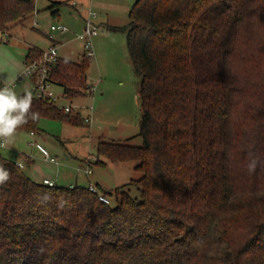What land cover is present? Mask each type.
I'll list each match as a JSON object with an SVG mask.
<instances>
[{
    "label": "trees",
    "instance_id": "obj_1",
    "mask_svg": "<svg viewBox=\"0 0 264 264\" xmlns=\"http://www.w3.org/2000/svg\"><path fill=\"white\" fill-rule=\"evenodd\" d=\"M36 3L0 0V31ZM108 29L127 31L143 145L101 138L86 162H135L142 175L113 190L95 184L105 203L90 185L37 182L0 152L11 173L0 185V264H264V100L255 98L264 82L242 66L264 32V0H136L127 26ZM42 51L31 47L25 62ZM91 60L59 58L52 79L69 100L87 96ZM33 98L39 117L17 131L39 132L43 118L84 120ZM253 157L262 163L250 173Z\"/></svg>",
    "mask_w": 264,
    "mask_h": 264
},
{
    "label": "rangeland",
    "instance_id": "obj_2",
    "mask_svg": "<svg viewBox=\"0 0 264 264\" xmlns=\"http://www.w3.org/2000/svg\"><path fill=\"white\" fill-rule=\"evenodd\" d=\"M135 2L136 0H83L82 3L77 2V8L64 6L59 15H53L48 9L50 0H37V10L31 17L13 26L8 35L0 31V83L3 87L6 79L7 85L20 94L25 89L31 91L28 87L31 82L25 81L17 86L11 83L19 74H16L17 65L26 57L30 44L48 48V37L52 36L63 42L58 44L61 57L79 61L84 54L83 41L78 39L85 26L83 16H87L89 10L95 11L98 15L96 22L101 27L99 34L93 38L96 56L91 60L88 73L89 83L98 82V92L94 97L86 96L73 101L82 105L93 104L92 121L87 123L83 120L75 126L59 119L43 118L40 121L42 130L35 137H31L30 131H16L8 146L0 148V152L8 159L22 161L27 166V174H30L31 165L28 166L23 159L26 154L35 160L39 174L52 171L53 176L58 175V185L63 186L88 185L90 181L93 184L98 181L105 190H113L142 175L134 169L135 162L109 163L106 167L92 165L94 173L87 175L85 172L88 167L86 159L97 154L96 146L101 138L135 146L143 145L139 134L142 112L139 94L141 79L130 58L127 31L106 29L108 25L125 28L129 23V11ZM53 24H64L69 31L65 34L52 31ZM262 41L264 32L262 29L257 30L255 37L246 45L244 56L247 58L242 66L248 74L264 82ZM55 89L62 91L59 85ZM259 90L264 89L260 87ZM259 96L264 100V92L256 94V100ZM61 102L67 103L65 100ZM81 113L85 117L89 111L83 109ZM260 117L264 118L262 111ZM253 118V115L248 114L247 122ZM43 136L48 141L42 144L57 159L58 165L46 161L40 153L35 155L32 139H42ZM127 189L133 197L140 198L137 186L130 185ZM111 204L114 205V201Z\"/></svg>",
    "mask_w": 264,
    "mask_h": 264
},
{
    "label": "built area",
    "instance_id": "obj_3",
    "mask_svg": "<svg viewBox=\"0 0 264 264\" xmlns=\"http://www.w3.org/2000/svg\"><path fill=\"white\" fill-rule=\"evenodd\" d=\"M97 13L95 11L89 10L87 16L85 18V26L83 32L78 35V39L83 41L84 54L87 58H94L96 56L93 38L97 36L100 32V25L96 22ZM52 31H59L61 33H66L69 31V28L64 24H53L51 26ZM50 38H53L50 36ZM59 47L57 44L51 45V47L47 50H43L41 55L38 58H35L31 61H27L24 63L22 70L19 72L15 80L11 83L13 86H17L18 84L30 81L32 85V95L43 101H48L54 104L59 110L64 113L71 112H81L83 109L89 111L87 116L84 117V121L90 123L92 121V113L94 110L93 104L91 105H82L79 103H74L73 100H69L64 92H58L55 89V86L58 85L52 79L53 70L59 61ZM98 92V82L89 83L87 88V96L94 97ZM65 100L67 103H62L61 101ZM34 134V132H32ZM38 148L42 151L46 159L51 161H56V158L51 155V153L47 150V148L41 143L36 144ZM96 155H92L88 157V161H95ZM21 168H23L22 163H18ZM88 167L85 169L87 175L92 174V169L87 162ZM44 184L53 186L55 182L49 179L43 180ZM90 190L95 193H99V197L105 203H110L109 198L105 197L98 189L95 184H90Z\"/></svg>",
    "mask_w": 264,
    "mask_h": 264
},
{
    "label": "clouds",
    "instance_id": "obj_4",
    "mask_svg": "<svg viewBox=\"0 0 264 264\" xmlns=\"http://www.w3.org/2000/svg\"><path fill=\"white\" fill-rule=\"evenodd\" d=\"M33 99L30 90L25 89L23 94H18L7 85L5 79L4 86L0 87V148L7 147L17 129L27 124L29 119H38L39 113L32 110ZM261 163L259 157H253L247 164V170L253 173ZM10 178L11 173L0 164V185L7 183Z\"/></svg>",
    "mask_w": 264,
    "mask_h": 264
},
{
    "label": "crops",
    "instance_id": "obj_5",
    "mask_svg": "<svg viewBox=\"0 0 264 264\" xmlns=\"http://www.w3.org/2000/svg\"><path fill=\"white\" fill-rule=\"evenodd\" d=\"M51 2L52 1H64V0H50ZM70 1V6H72V7H76L77 8V6H78V3L80 2V3H82L83 2V0H69ZM78 2V3H77ZM130 12V11H129ZM85 18H86V16L84 15L83 16V20H84V22H85ZM109 26L110 25H108L107 27H106V29L107 30H109L108 28H109ZM10 32V30L8 31V32H6V33H4V34H7L8 35V33ZM62 34H65V33H62ZM63 39H65V37L63 36ZM48 40H49V45H48V48H43V47H40V46H37V45H34V44H30L29 46H28V50L31 48V47H33V48H37V49H40V50H47V49H49L50 47H51V45H54V44H63V42L62 41H60V40H57V39H55V38H50V36L48 37ZM71 53L72 54H75V51L74 50H71ZM84 53V52H83ZM61 57V56H60ZM80 58H82V56L80 57ZM25 59H26V57L24 58V60L21 62V63H19L18 65H17V70H16V74L17 73H19L21 70H22V68H23V65H24V63H25ZM17 76V75H16ZM28 87L29 88H32V85H31V83H29V85H28ZM31 91H32V89H31ZM62 91H63V88H62ZM61 91V92H62ZM20 94H23V92L22 93H20ZM30 135H31V137H35L36 135H37V132H34V134H32V132L30 133ZM46 142V141H48V138L46 137V136H43L42 137V139H32V143H33V145H35V149H34V153H35V155H37V153H40L43 157H44V159L46 160V161H50L51 163H53V164H59L58 163V161H57V159H56V161H51V160H49V159H46L45 158V156H44V154L42 153V151L38 148V146L36 145L37 143H41L42 144V142ZM43 145V144H42ZM52 155V154H51ZM24 161H25V163L29 166V165H31V168H30V174H28L33 180H35V181H37V182H43V180L44 179H49V180H52V181H54L55 182V184L56 185H58V183H57V181L59 180V178H58V175L57 174H55L54 176L52 175V171H51V173L50 172H44L43 174H39L38 173V167H36V163H35V160L32 158V156L31 155H25L24 156ZM88 159V158H87ZM86 159V160H87ZM16 163H22V161H15ZM23 164V170L25 171V173H26V168H27V166L26 165H24V163H22ZM94 173V172H93ZM92 173V174H93ZM27 174V173H26ZM98 183L102 186V187H104L103 186V184L102 183H100V182H98V181H96L95 182V184H97L98 185ZM90 184H93V182L92 181H90V183L87 185V186H89ZM73 185H80V184H71L70 186H73Z\"/></svg>",
    "mask_w": 264,
    "mask_h": 264
}]
</instances>
